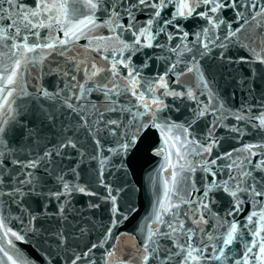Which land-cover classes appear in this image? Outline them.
Listing matches in <instances>:
<instances>
[{
    "label": "water",
    "instance_id": "water-1",
    "mask_svg": "<svg viewBox=\"0 0 264 264\" xmlns=\"http://www.w3.org/2000/svg\"><path fill=\"white\" fill-rule=\"evenodd\" d=\"M32 2L33 0H25V3ZM55 2L66 5L70 23L63 27H69L71 23L84 19L89 14L97 20V26L91 30L86 29V35H80L78 40L69 42L64 48H38L35 52L12 48L13 44L25 43L14 33L7 40L0 35V83L12 71L17 72L14 83L8 86L14 91L12 96L7 97V103H4V95L0 93V125L4 127L0 137H10L9 142L21 159H26L29 152L43 151V145L34 146L31 137H24L25 129L37 123L38 106L42 105L50 112L58 110L61 114L70 111L62 106V100L66 96H72L74 102V93L79 91L78 82L85 83L87 80L84 69L91 71L93 64L104 69L94 78L96 82L110 76L108 69L111 64L123 59L134 70L133 75H138L137 92L147 89L163 76L169 91L185 94L163 96L165 89L157 84L151 92L145 91L143 101H138L130 91L122 97L128 102L126 107L131 109V114L125 113L124 122L114 135L105 132L100 138V134H97L100 138L98 149L91 139H84L85 155L79 160V175L75 176L70 171L71 166L78 162L74 150L71 152L73 159L63 161L66 172L64 180L78 183L95 193L85 195L73 191L67 198L61 196L60 201H67L64 203V216L67 219L63 222L58 217L47 214L57 210L59 203L55 198H25L28 212L18 210L16 205L3 204L0 207V220H3L6 228H0V264H12L5 256V251L17 260V264H72L76 257H80L76 264H143V257L151 256L150 251L145 253L143 250L144 245L152 247L148 236L154 230L164 231L161 224L156 222V214L160 204L167 206L166 189L173 201L182 196L187 199L185 193L190 191L192 200L199 202L205 199L203 192H209L208 210L200 209L208 223L200 224V229L204 231H195L192 243L205 248V254H218L219 249L215 245L226 238L230 224L235 222L239 225L236 240L230 246L225 245L224 258L202 262L235 264L237 259L242 258L245 245L257 239L253 236V229L259 230L261 227L262 222H259L258 217H253L251 223L247 221V217L253 211H264V197H247L240 192L238 195L244 201L240 203L239 199L234 200L224 191L226 181L230 190H235L238 183L241 187H247L245 181H250L251 177L243 176L244 172H251L252 177L264 176L259 169L253 170L251 166L264 159V126L259 123L260 115H264V108H260L258 104V101H264V63L260 62L264 59V17L239 21L243 25L238 34L244 38L242 43L232 42L236 38H230L224 40L225 47H220V40L213 38H224V26L212 30L206 20L193 15L187 20H177L178 24L183 25V30L189 33L186 39H179L178 34L169 40L168 33L173 32V27L168 25L166 32L156 35L152 48L137 45L121 52L122 45L116 37L119 36L126 43H130L132 37L129 32L122 31L116 25L108 26L107 20L115 19L114 16L105 17L99 7L90 12L89 0ZM92 2L98 3L99 0ZM256 2L261 3L262 0ZM4 7L8 5L5 4ZM197 11H203V8ZM174 12L175 8L169 4L161 12V16L167 17ZM55 14L53 12L49 16ZM223 17L228 22L235 19L231 9L223 11ZM147 18L144 12L136 15V20L141 25ZM47 22L45 19V25ZM5 23L0 21V33H5ZM119 23L127 25L129 21L124 17ZM53 24V29L46 26L37 29L40 43L51 41L59 44L55 38H63V32L59 30L61 25L55 21ZM205 26L209 27V31L207 35H201V40L209 43L208 49H204L196 40V34H200ZM155 27L154 23L153 28ZM231 27L236 29L238 25L232 23ZM23 35H28L29 45L37 39L28 32ZM157 44L161 46L157 47ZM105 56L108 57L107 60L104 59ZM241 57L246 58L247 62L241 61ZM33 58H36L35 62H31ZM17 60H20L19 69L15 67ZM173 63L177 65L176 68L169 70ZM117 68L121 75L116 80L121 87L127 88L130 78L125 79L124 76L129 69L120 64H117ZM188 68L193 71H187ZM182 71L183 75L180 74ZM201 74L203 82L199 78ZM73 76L75 80L72 79ZM89 86L90 83L85 84V87ZM249 89L254 91L250 92ZM189 90L195 99L188 97ZM42 91L49 92L51 98L42 96ZM102 96L101 92L93 91L88 98L99 102ZM153 97L159 98L162 103L153 104ZM145 103L150 106L147 112L139 106ZM205 107V115L200 116L198 113ZM237 115L244 118L238 120ZM59 119L62 120L63 115ZM4 121L7 123L4 124ZM153 121L161 128L171 129L167 134L175 141V147H171L172 141L169 142L172 165L177 172L175 183L172 181L173 167L165 160L166 153L156 154L165 146V135L161 133V128L151 126ZM139 124H144V128L136 132ZM184 128L188 129V133L183 131ZM236 128L239 130H234ZM41 130L49 129L41 124ZM132 133L138 136L135 146L122 150L121 143ZM185 139L191 141L186 147L183 143ZM211 140H216L217 143L211 144ZM200 144H208L212 148L211 155L206 151L201 155L196 154ZM249 145H254L251 152L256 155L250 156L249 152L241 151ZM176 148L188 153L186 160L181 163L196 166L194 172L182 170L177 164ZM225 153H232V156L225 158ZM213 159L215 164L211 163ZM232 160L236 163L232 164ZM205 162L208 171L200 166ZM229 164L231 167H228ZM229 172L236 179L230 180ZM105 185L110 187L111 195L116 197L115 204L107 198L108 188ZM57 188L59 185L49 180L45 191H56ZM3 199L7 200V197ZM237 203L241 210L229 215L233 211V205ZM42 204L46 205V212L39 215ZM188 207L185 204L180 210L182 220V213ZM191 207L195 209L197 203H193ZM32 213L38 215L30 224ZM161 215L164 220L170 219L166 213ZM189 226L195 229L190 220H185V228ZM61 227L65 237L62 247L50 235ZM37 228L39 231H35ZM6 230L10 231L5 237ZM11 232L22 235L23 240H16ZM208 236L212 240H208ZM261 237H264V231L261 232ZM160 243L170 244L171 241L161 239ZM148 264H154V261L149 259Z\"/></svg>",
    "mask_w": 264,
    "mask_h": 264
},
{
    "label": "snow or ice",
    "instance_id": "snow-or-ice-1",
    "mask_svg": "<svg viewBox=\"0 0 264 264\" xmlns=\"http://www.w3.org/2000/svg\"><path fill=\"white\" fill-rule=\"evenodd\" d=\"M7 4L8 7H4ZM171 4L175 8L174 13H170L167 17H162L161 12ZM264 0L261 3H257L256 0H99L98 3H93L89 0L88 7L90 12H94L98 7L103 11L105 17L114 16L115 19L109 18L107 20L108 26L116 25L122 31H127L130 33L132 40L130 43H126L121 40L119 36L116 37L119 43L122 45L121 52L124 49L135 48L139 45L142 48H152L153 41L161 32L167 31V26L171 25L173 27V32L168 33V39L171 40L179 34V39L184 40L188 37L189 33L183 30V25L178 24L177 20H187L193 15L198 18L206 20L207 25L211 26L212 30L219 28L221 25L224 26L225 35L223 39L220 37H214V40H220V47H225L224 40H229L230 38H236V43H242L243 37L238 34L241 32L243 25L239 24L241 19H257L258 16L264 17ZM203 8V11H197V9ZM151 9L152 11H147ZM231 9L235 19L228 22L223 17V11ZM63 10V12H61ZM55 12V15L49 16L50 13ZM139 12H144L148 17L147 20L141 25L139 21L136 20V15ZM19 17V19H16ZM47 19V25H45V19ZM127 17L129 23L127 25L119 23L121 19ZM0 21L5 23V33H0L3 39L7 40L14 33L15 36L22 38L25 43L22 45L13 44L12 48H23L27 52H35L39 49H54L55 47L64 48L69 42H74L79 39L80 35H86V29L91 30L97 26V20L93 15L89 14L84 19H79L75 23H71L69 27H63L70 23L66 5L61 3L57 4L55 0H33L32 3H25V0H0ZM53 21L56 24L61 25L60 31L63 32V38L57 36L55 39L59 41V44L54 42L40 43L38 38L40 33L37 29L42 27H47L49 29L54 28ZM156 25L153 28V25ZM232 23H236L238 27L232 29ZM115 30L114 28L112 29ZM209 27L205 26L200 34H196V40L200 42L204 49L209 48V43H205L201 40V35H207ZM24 32L30 33L33 37L37 39L33 41L31 45L28 44V35H23ZM143 38V42H142ZM160 47V44L156 45ZM97 51H99L97 49ZM253 51L255 49L253 48ZM63 54V53H61ZM204 55V52L200 53ZM223 58V55H221ZM27 59V58H25ZM42 59V58H41ZM104 59H108L107 56ZM241 61L247 62L246 58L241 57ZM36 58H33L31 62H35ZM264 63V59L260 60ZM117 64L123 65L124 68H128L129 71L125 74L124 78L129 79L127 88L121 87L120 83L116 80L117 76H120V70L117 68ZM176 64L170 65L169 70L175 69ZM15 67L20 68V60L16 61ZM104 71L103 68H97L95 64L92 65L91 71L87 68L84 69L85 76L87 80L85 83H79V91L74 93L75 100L73 102L72 96H66L62 100V106L66 107L68 112L59 113L58 110L49 111L42 105L38 106V120L35 125L30 128L25 129L24 137H31L34 146L43 145L42 152H29L26 159H21L20 155L12 148L9 142L10 137H0V207L7 203L9 205H16L17 209L22 212H28V206L25 203V198H55L59 206L57 210L53 213H47L50 216L58 217L61 222L67 219L64 216V203L65 201H60V197L65 198L71 196L73 191H78L85 195H95V193L88 191L86 187L79 185L75 182L65 181L64 176L66 172L63 168L64 160H71L73 156L71 154L72 150L76 152L78 162L72 165L70 171L78 176L79 173L77 169L79 168V160L85 155V148L83 141L85 138L91 139L97 149L100 147V138L103 134L107 132L110 135H114L116 131L121 127L124 122L125 113L131 114V109L127 108V101L123 100L122 97L127 95L130 91L132 96H135L138 101H143L145 99V91L151 92V90L158 84L165 91L162 93L163 96H183L184 92L169 91L168 83L163 76L159 77L155 83L148 86L147 89L136 91V86L138 82V75H133V69L129 67V64L123 59L115 61L111 64L108 69L111 75L105 77L103 80L96 82L95 77ZM166 73L165 75L167 74ZM187 71H193L192 68H188ZM199 70L197 69V72ZM181 75L184 74L182 71ZM17 72L12 71L10 75L7 76L3 83H0V93L4 95V103H7V97L12 96L14 89H10L8 86L14 83V77H16ZM67 75V73H65ZM200 80L203 82L202 74L200 75ZM2 79V78H0ZM75 80V76L72 77ZM178 82V80L176 81ZM86 83H90L91 86L85 87ZM111 85V86H109ZM73 87H76L73 85ZM93 91H98L103 94L102 99L98 102L97 100H90L88 97ZM250 92L254 89H249ZM44 97L51 98V94L47 91H42L40 93ZM188 97L195 99L193 93L189 90L187 92ZM153 104H161L162 102L159 98L153 97ZM210 103V102H209ZM259 107L264 108V101H258ZM144 108L147 112L149 111L148 104L139 105ZM10 110V109H9ZM159 110V109H158ZM250 110V109H249ZM207 108L205 107L198 114L200 116L205 115ZM63 115V119H59V116ZM240 115H237L236 119H243ZM53 120L55 122L53 123ZM4 124L7 121L3 122ZM259 123L264 126V115H260ZM41 124L48 131L41 130ZM153 127L161 128V126L153 121ZM215 125H212L214 127ZM144 124H139L136 126V132L142 131ZM238 131L239 129H234ZM183 131L188 133V129L184 128ZM4 132V127L0 125V133ZM171 132V129L161 128V133L165 135L164 147L161 148L157 155L165 154L166 162L173 167L172 181L175 183L177 172L175 171V166L172 165V152L169 147V142L172 141L171 147H175V141L167 133ZM100 134L98 138L97 134ZM190 135V133H189ZM138 139L135 133L128 136L126 141L121 143V149L126 151L127 149L134 147ZM191 141L185 139L184 146L186 147ZM15 143V142H13ZM216 140H211V144H216ZM254 145H249L241 151L249 152L250 156L256 155L251 152V148ZM68 150V151H66ZM208 152L211 155L212 148L208 144H200L199 150L196 154L201 155L203 152ZM177 158V164L180 165L181 169H187L189 172H194L196 166L191 163L182 164L185 161L188 153L183 152L180 148H176L175 152ZM232 153H225L224 157L229 158ZM219 158V157H217ZM215 159L211 161L215 164ZM232 164L236 161L232 160ZM251 164V161L249 160ZM205 171L209 169L206 167V162L200 165ZM253 170L259 169L264 173V159L259 160L257 163L251 165ZM231 167V164L228 165ZM39 169V171H37ZM229 179H236L232 174L228 173ZM243 176L251 177L250 181H245L247 187H241L238 183L235 185V190H230L227 181L224 185V191L228 192L234 200L239 199L240 203L244 201L240 199L238 193L243 192L245 196H255L264 197V176L252 177L251 172H244ZM187 179V178H185ZM53 180L59 185L56 191H51L48 189V181ZM195 182L193 181L192 184ZM108 188V199H110L113 204H115L116 197L111 195V189ZM191 187V185H190ZM199 191V189H196ZM191 192H186L185 197H177L173 201L169 196V190L165 191V200L168 202L167 206L160 204L157 214L156 222L160 223L164 228L163 232L159 230H154L148 236L149 244L152 245L149 248L148 245L143 246L145 253L151 252V256L145 255L143 257V264H148L149 259L154 261V264H202V262L210 259L220 260L224 258L225 252L223 251L225 245H232L234 240H236V234L238 232L239 225L235 222L231 223L227 232V236L224 239L218 241L215 245L219 249L218 254L216 252H210L205 254V248L197 247L195 243H192L195 231H204L200 229V224H207L208 221L200 209L208 210L207 197L209 192L206 190L203 192V197L205 199L196 202L191 198ZM7 200H4V197ZM197 203V207L193 209L191 205ZM187 204L189 207L184 209L182 215L184 219H181V208L183 205ZM98 207L99 205H93ZM175 209V211H173ZM116 211V209H113ZM240 205L234 204L233 211L229 212V215H234L235 212H239ZM46 212V205H41L39 215H43ZM161 213H166L170 216V219L164 220ZM192 213L190 216L189 214ZM199 213V215H197ZM37 213L31 214V219L29 223L37 219ZM253 217H258L261 227L259 230L253 229V236L257 239L252 240L250 243L245 245V251L242 254L241 259H237L235 264H264V237H261V232L264 231V211L255 212L253 211L250 216L247 217V221L251 223ZM185 220H190L192 226L185 228ZM0 228H6L3 220H0ZM10 230L4 231V236L9 235ZM39 231V229H35ZM11 235L15 237L16 240H23L22 235L17 232H11ZM52 238L58 243L59 246H63L64 235L63 228L55 230L50 234ZM207 235V232H205ZM171 241V243L161 244L160 240ZM183 240V243H181ZM208 240H212L211 236H208ZM11 244V241H8ZM197 243H203V241H197ZM95 247V245H93ZM254 249L256 251H254ZM5 256L12 264H17V260H14L12 256L8 255L5 251ZM80 257H76L72 264H76V260ZM23 264V262H21Z\"/></svg>",
    "mask_w": 264,
    "mask_h": 264
}]
</instances>
